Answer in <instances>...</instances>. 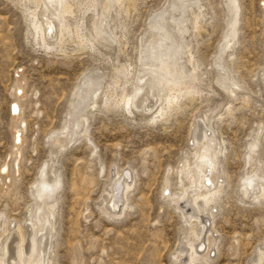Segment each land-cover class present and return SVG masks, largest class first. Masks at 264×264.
<instances>
[{
  "label": "rangeland",
  "instance_id": "rangeland-1",
  "mask_svg": "<svg viewBox=\"0 0 264 264\" xmlns=\"http://www.w3.org/2000/svg\"><path fill=\"white\" fill-rule=\"evenodd\" d=\"M166 1L135 0L134 9L129 7L122 20L125 44L100 50L106 56L77 52L74 45L66 46L60 56L33 44L17 0H0V169L9 166V177L0 175V217L11 228L19 224L24 230L37 201L34 187L39 169L46 165L48 183L57 174L53 264H172V254L188 226L162 196L164 178L169 172L170 189L175 191L174 172L192 154L191 127L208 124L204 116L219 114L221 120L212 119L210 126L225 148L220 163L223 183L213 218L206 219L217 239L207 264H250L256 248L264 244V201L246 198L240 190L242 178L254 167L258 174L264 172V0H239L236 43L223 55L240 86L235 98L214 82L212 62L225 16L222 0H203L208 15L192 42L194 57L205 73L200 98L162 122H147L148 115L134 109L129 117L121 110L99 108L87 116L85 132L68 146L59 149L51 141L63 127L84 73L101 69L110 74L114 66L127 63L134 70L149 15L163 9ZM21 77L23 97L17 101L16 123L22 128L21 148L14 162L10 107ZM251 139L256 141L255 152L246 162ZM115 166L129 170L133 182L125 214L111 220L102 214L99 197Z\"/></svg>",
  "mask_w": 264,
  "mask_h": 264
},
{
  "label": "bare ground",
  "instance_id": "bare-ground-1",
  "mask_svg": "<svg viewBox=\"0 0 264 264\" xmlns=\"http://www.w3.org/2000/svg\"><path fill=\"white\" fill-rule=\"evenodd\" d=\"M17 1L33 44L45 53L60 56L66 46L74 45L77 52L106 56L100 50L112 49L113 45L120 43L124 45L126 25L122 20L129 7L134 9L135 6V0ZM202 1L167 0L163 9L149 15L152 18H149L144 36L140 38L134 70L127 63L112 66L110 74L101 69L84 73L74 89L63 127L51 136L53 145L62 149L80 137L86 130L87 116L94 115L93 112L99 108L103 112L121 110L129 117L134 109L147 114V122H162L172 113L185 109L187 103L200 98L205 73L194 57L195 45L192 42L202 31V20L208 15ZM221 8L225 16L212 62L216 72L214 82L235 98L240 86L228 71L223 55L236 43L239 0H222ZM16 82L14 89L18 96L10 107L14 162L20 156L22 128L20 124L16 125L19 120L17 101L23 97L24 86L22 77ZM230 113L228 105L226 114ZM204 117L208 124L195 123L191 127V157H184L174 172L177 189H170L169 172L164 178L162 196L173 203V210L179 212L181 220L188 226L187 233L180 237L172 254V264H207L212 248L216 247L217 239L212 229L207 228L206 219L208 216L212 220L214 203L222 192L220 163L225 148L222 140L216 137L210 121L214 118L220 121L222 115ZM255 142V139L248 142L246 162L255 152ZM8 167V164L1 167L0 175L4 179L9 177ZM52 167L53 164L49 169ZM45 168L43 165L38 172L34 187L37 201L27 214L25 229H21L19 224L11 228L10 222L0 217V264L54 263L51 240L60 177L55 174L54 180L48 183L44 178ZM125 171L127 169L115 166L104 193L99 197L102 214L111 220L122 217L129 207L127 196L133 179L130 172L125 177ZM240 190L246 198L264 201V172L258 174L254 167L242 178ZM189 207L190 211H187ZM260 248H256L250 264H264V244Z\"/></svg>",
  "mask_w": 264,
  "mask_h": 264
},
{
  "label": "snow or ice",
  "instance_id": "snow-or-ice-1",
  "mask_svg": "<svg viewBox=\"0 0 264 264\" xmlns=\"http://www.w3.org/2000/svg\"><path fill=\"white\" fill-rule=\"evenodd\" d=\"M13 110L15 111V106H13ZM0 171H2V169H0Z\"/></svg>",
  "mask_w": 264,
  "mask_h": 264
}]
</instances>
